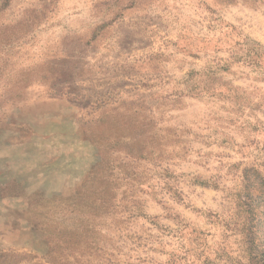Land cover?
<instances>
[{
    "label": "rangeland",
    "instance_id": "374dc122",
    "mask_svg": "<svg viewBox=\"0 0 264 264\" xmlns=\"http://www.w3.org/2000/svg\"><path fill=\"white\" fill-rule=\"evenodd\" d=\"M246 168L264 0H0V264H251Z\"/></svg>",
    "mask_w": 264,
    "mask_h": 264
},
{
    "label": "trees",
    "instance_id": "16d2710c",
    "mask_svg": "<svg viewBox=\"0 0 264 264\" xmlns=\"http://www.w3.org/2000/svg\"><path fill=\"white\" fill-rule=\"evenodd\" d=\"M47 8V7H45ZM31 14V13H27ZM29 17L25 18V33L27 34L30 27L36 26L34 22L28 26ZM38 23V22H37ZM29 28V29H28ZM32 30V28H31ZM137 160L140 158H129ZM100 167L95 168L91 173L93 180L101 181L104 175ZM101 189L105 197L108 196V187L106 181L101 184ZM125 195V194H124ZM124 201V198L122 199ZM238 208L243 213V222L241 232L243 234L244 245L251 264H264V176L254 168H246L241 173V189L237 196ZM107 205L104 207V215L107 216ZM128 209L119 206V215L124 217ZM116 212V211H114ZM114 214V213H112ZM130 215V214H129ZM139 241V239H137Z\"/></svg>",
    "mask_w": 264,
    "mask_h": 264
}]
</instances>
